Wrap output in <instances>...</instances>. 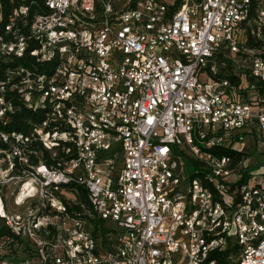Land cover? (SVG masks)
I'll use <instances>...</instances> for the list:
<instances>
[{
    "label": "built area",
    "instance_id": "2783aa9c",
    "mask_svg": "<svg viewBox=\"0 0 264 264\" xmlns=\"http://www.w3.org/2000/svg\"><path fill=\"white\" fill-rule=\"evenodd\" d=\"M251 1L10 11L0 59L29 50L51 71L0 79V116L15 109L13 77L9 90L45 109L29 135L0 131V264H264V163L251 158L264 151V9Z\"/></svg>",
    "mask_w": 264,
    "mask_h": 264
},
{
    "label": "trees",
    "instance_id": "16d2710c",
    "mask_svg": "<svg viewBox=\"0 0 264 264\" xmlns=\"http://www.w3.org/2000/svg\"><path fill=\"white\" fill-rule=\"evenodd\" d=\"M24 3L29 8V16H28V22L31 20V17L33 13H44L47 10L44 8L42 4V0H26V2H22L21 0H0V11L2 13L1 20H0V33L3 32V25L6 22L7 15L10 13V11L17 7L19 4ZM259 5V0H252L251 1V10L253 11L255 8H257ZM21 31L26 35L28 33V26H22ZM34 44H30V48H32ZM25 67L32 70H37L39 73H50L51 66L48 63H42L39 64L35 61V58L29 54V50H26L24 55L22 57H7V59H0V79H3L2 81H5V75L6 71L13 68V67ZM17 80V77H13L10 82H6L7 90L3 93L6 100L10 101L15 109L13 111H6L3 116H0V131H4L7 133L10 132H20L24 135H29L34 125H39L41 122L45 119V109L40 107H35L34 105H31L27 103L22 98V91L18 89L9 90V86L11 83ZM233 80V79H232ZM256 90L259 94L264 93V83L260 84L258 83L256 86ZM8 146L7 143H4L2 140H0V149L6 148ZM30 148H34L39 151L40 158L48 165L55 164L56 160L50 158L48 151L43 149L38 142H32L30 144ZM227 152H229L232 156H236V160L238 158H241L244 153L242 152H236L231 149H226ZM61 156H64L62 152L59 151L58 156L56 159L60 158ZM33 161L36 162L38 158L32 157ZM186 163L188 166L191 164L194 166L198 165V162L196 160H193L192 158L186 156ZM76 187V200H78L81 203H88L86 198L85 190L80 187L76 186L74 184L65 185L67 189H70V187ZM75 208H80L78 205L74 206ZM105 228L102 229V234H104ZM217 259V264H227L224 261V256L220 255H213Z\"/></svg>",
    "mask_w": 264,
    "mask_h": 264
},
{
    "label": "rangeland",
    "instance_id": "374dc122",
    "mask_svg": "<svg viewBox=\"0 0 264 264\" xmlns=\"http://www.w3.org/2000/svg\"><path fill=\"white\" fill-rule=\"evenodd\" d=\"M259 2H260L259 7L261 9H264V0H259ZM255 137H256V135L253 134L251 137H249L247 139V148H246L247 152H250V150H252L255 147V142H256ZM242 145H243V147L246 145V140H244L242 142ZM251 158L254 161H256V163L257 162L259 164L264 163V151L261 153V152H259L257 150H252ZM251 163H252V161H251ZM193 166L194 165L191 164L189 167L193 168ZM260 167H261V165L258 168H256V169L254 168L253 170L257 171Z\"/></svg>",
    "mask_w": 264,
    "mask_h": 264
}]
</instances>
